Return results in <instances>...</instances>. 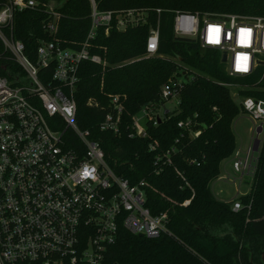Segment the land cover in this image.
Here are the masks:
<instances>
[{"label":"trees","instance_id":"1","mask_svg":"<svg viewBox=\"0 0 264 264\" xmlns=\"http://www.w3.org/2000/svg\"><path fill=\"white\" fill-rule=\"evenodd\" d=\"M41 1L53 4L59 15L56 37L61 45L79 49L91 27L90 0ZM94 1L100 11H146V22L125 31L97 30L92 53L106 65H82L75 92L76 125L99 142L117 177L131 185L147 183L146 206L153 215H167L169 231L148 239L121 228L104 264H264V139L248 194L225 202L211 189L221 176V164L237 149L233 124L244 113L230 87H241V98L264 100V66L252 76L232 77L219 51L177 37L173 30L177 11L264 17V0ZM47 20L45 11H25L16 17L15 38L28 52H34L39 41L52 39L44 28ZM157 24L158 51L147 56V39ZM0 54L4 56L1 45ZM181 77L186 79L177 108L165 112L157 125L148 124L147 137L132 138V118L147 106L161 108L166 103L161 88ZM110 95L126 97L119 134L99 129ZM90 99L98 107H91ZM180 122L191 124L179 127ZM66 141L72 148L78 143L71 132ZM236 202L242 207L238 212L233 210Z\"/></svg>","mask_w":264,"mask_h":264},{"label":"built area","instance_id":"2","mask_svg":"<svg viewBox=\"0 0 264 264\" xmlns=\"http://www.w3.org/2000/svg\"><path fill=\"white\" fill-rule=\"evenodd\" d=\"M90 2V30L80 48L72 49L63 47L56 37L59 15L53 4L0 0L4 51V56L0 54V264H104L121 228L148 239L169 234L167 215H153L146 206L147 183L131 185L117 177L105 162L99 142L76 125L80 69L86 62L106 65L92 53L97 30L125 31L146 22V11H100L94 0ZM25 11L48 15L44 28L52 39L39 41L34 52H28L14 34L16 17ZM173 30L177 37L225 53L226 62L221 63L232 77L252 76L264 66L263 16L177 11ZM158 45L157 24L147 39V56H155ZM182 87L181 79L165 84L160 97L166 102L174 99L178 106ZM125 99L108 96L101 131L121 133ZM88 104L98 107L92 99ZM240 105L253 123L248 145L237 147L232 156L233 169L240 174L234 181L242 183L256 171L264 139V100L242 98ZM161 108L141 110L145 128L134 116L130 136L147 137V125H157L168 112L161 114ZM67 132L78 140L73 148L66 141ZM156 146L151 145V150ZM86 169L87 177L83 176ZM241 208L240 202L233 204L235 212Z\"/></svg>","mask_w":264,"mask_h":264},{"label":"rangeland","instance_id":"3","mask_svg":"<svg viewBox=\"0 0 264 264\" xmlns=\"http://www.w3.org/2000/svg\"><path fill=\"white\" fill-rule=\"evenodd\" d=\"M222 54L220 53V56ZM228 68V66L226 67ZM182 81H185V77L180 78ZM231 86V85H230ZM231 95L234 101L238 104L241 102V97L238 95V91L241 89L239 86H231ZM177 108L176 100L172 99L167 101L164 104V107L161 108L160 113L163 114L164 111L173 112ZM139 120V124L142 128H145V119L144 114L141 112L136 117ZM253 123L250 120L249 116L245 113H242L234 122L233 130L236 136L237 147L246 148L248 142L251 138V128ZM229 179L227 180V178ZM240 177L239 173H236L232 165V157L225 160L221 164V176L219 179L215 180L211 188L215 193L216 197L225 202L232 201L238 196L246 195L249 193L251 188L252 178L245 177L243 182L240 183L237 179Z\"/></svg>","mask_w":264,"mask_h":264},{"label":"water","instance_id":"4","mask_svg":"<svg viewBox=\"0 0 264 264\" xmlns=\"http://www.w3.org/2000/svg\"><path fill=\"white\" fill-rule=\"evenodd\" d=\"M226 59H227V56H226V54L224 53V54L222 55V57H221V62H222V63H225V62H226ZM262 65H264V63H262ZM139 237L142 238L143 236H142V235H139Z\"/></svg>","mask_w":264,"mask_h":264},{"label":"clouds","instance_id":"5","mask_svg":"<svg viewBox=\"0 0 264 264\" xmlns=\"http://www.w3.org/2000/svg\"><path fill=\"white\" fill-rule=\"evenodd\" d=\"M87 173V174H86ZM89 175V172L87 171V169L83 172V176L87 177Z\"/></svg>","mask_w":264,"mask_h":264},{"label":"crops","instance_id":"6","mask_svg":"<svg viewBox=\"0 0 264 264\" xmlns=\"http://www.w3.org/2000/svg\"><path fill=\"white\" fill-rule=\"evenodd\" d=\"M212 189V188H211ZM212 192H213V190H212ZM213 194L215 195V193L213 192ZM216 196V195H215ZM217 198V197H216ZM218 199V198H217Z\"/></svg>","mask_w":264,"mask_h":264},{"label":"snow or ice","instance_id":"7","mask_svg":"<svg viewBox=\"0 0 264 264\" xmlns=\"http://www.w3.org/2000/svg\"><path fill=\"white\" fill-rule=\"evenodd\" d=\"M87 174V173H86Z\"/></svg>","mask_w":264,"mask_h":264}]
</instances>
